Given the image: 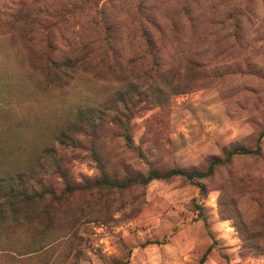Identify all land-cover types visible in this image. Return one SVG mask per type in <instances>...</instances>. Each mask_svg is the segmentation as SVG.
Listing matches in <instances>:
<instances>
[{
  "label": "rangeland",
  "instance_id": "1",
  "mask_svg": "<svg viewBox=\"0 0 264 264\" xmlns=\"http://www.w3.org/2000/svg\"><path fill=\"white\" fill-rule=\"evenodd\" d=\"M67 58L78 63L60 72ZM126 106L132 148L107 120L97 140L81 130ZM65 131L82 144L65 149ZM263 131L264 0H0V194L29 186L42 206L48 191L61 199L18 222L3 206L0 264H200L209 248L203 264H264V138L260 154L199 180L203 191L181 177L97 184L205 171ZM52 164L80 190L65 196Z\"/></svg>",
  "mask_w": 264,
  "mask_h": 264
},
{
  "label": "trees",
  "instance_id": "2",
  "mask_svg": "<svg viewBox=\"0 0 264 264\" xmlns=\"http://www.w3.org/2000/svg\"><path fill=\"white\" fill-rule=\"evenodd\" d=\"M106 24V20L103 21ZM78 61H74L72 60V58H67L66 60H61L58 63V67L61 70L60 72H64L66 70H72L76 67ZM69 74V73H68ZM118 101L123 102L120 98H118ZM126 103H124L123 105H125ZM117 106V105H115ZM134 106V105H133ZM128 107L126 110L124 111H120L118 109H114L115 110V114L114 115H108V111L111 110L110 108H105L104 110H99L98 111V115L97 116H92V118H88V120L86 121L87 124H84L81 128L82 131L85 132V134L87 133V135H89L91 138H93L94 140L98 139V134L95 133L96 127H97V119L101 122V125L103 124V122H105V120L111 122L112 125H114L116 128H121L122 130V136L123 139L126 143V146L128 148H132L133 147V143H132V135H131V123H130V119L132 111H133V107L131 108L130 106H126ZM86 119V118H85ZM60 143L61 145L66 149L68 147H79L82 142L78 139V137L75 136H70L68 135V132L65 131L60 135ZM264 138V131L260 134V136L258 137V141H257V145L255 146L254 149H241V150H234V151H229L226 154V157L224 159H219V160H214L213 162L210 163V165L208 166L207 170L205 171H187V170H183V169H179V168H173L167 172L164 173H160L157 170H152L150 171L147 176L145 177H139V178H133V177H128L125 179H112L104 174H102L101 178L99 179V181L97 182V184L99 185V187L101 188H106L108 190H123V189H127L130 188L134 185H138V184H148L151 181L154 180H166V179H171L174 177H181L184 178L192 183H197V185L200 188V191L204 190V186L199 182V180H203L207 177H210L211 175H213V173L215 172L216 168L219 166H223L225 164L230 163L234 156H238V155H249V154H260L261 152V141ZM92 157L93 159L96 161L97 166L99 168V170L103 173L104 171V164L102 162V158L100 157V154L95 152L93 150L92 153ZM61 161V160H59ZM57 161V162H59ZM40 163V160L39 162ZM41 164H39L40 166ZM52 168L54 172H57L58 175H60L64 182L66 183V188H65V192L63 194H65V196H71L73 195L75 192H77L78 190H80V185H76V184H72L71 181L69 180L67 174L65 173V168L61 167L59 164L58 165H54L52 164ZM48 171H47V175H48ZM16 182L18 185L23 186L25 185L26 182V175H19L16 178ZM4 183V181H2L0 179V191L4 190V187L2 186V184ZM11 186V185H10ZM9 186V187H10ZM8 187L7 192H4V194H0V197L2 195H6L7 201L4 204H0V227L3 226L4 224L7 223V221L9 219H7L6 214H4V210H3V206L4 205H8V209L11 212V218L13 219V221L18 222V220L20 219L19 212H23V214L28 213L31 209H34L38 207L40 209V212H44L47 213L48 211H50L51 208L54 207V205L56 203H60V197H57L53 191H48V193H46L48 196H45L46 199V203L45 205H41L40 202L44 200V193L42 195L38 194V192H34L31 191L32 187H24L23 190H17V186L15 187L14 185L11 186L10 188ZM47 192V191H44ZM1 193V192H0ZM66 199V197L64 198ZM198 210H199V215L203 218V220L205 221V223H207L206 218L204 217V209L202 206H197ZM36 212V211H35ZM25 216V215H24ZM9 217V216H8ZM27 217V215H26ZM10 218V217H9ZM1 235V233H0ZM165 242V240H153V241H149L147 242L148 245L151 244H163ZM211 250V248H209L204 255L202 256L201 260H200V264H203L206 260L207 254L209 253V251Z\"/></svg>",
  "mask_w": 264,
  "mask_h": 264
}]
</instances>
